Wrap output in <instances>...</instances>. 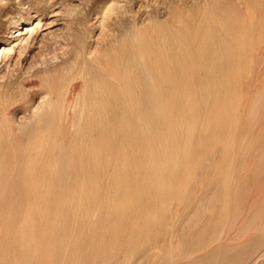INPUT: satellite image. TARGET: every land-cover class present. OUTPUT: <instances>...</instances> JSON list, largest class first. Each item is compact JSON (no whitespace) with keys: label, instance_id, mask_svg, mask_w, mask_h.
Wrapping results in <instances>:
<instances>
[{"label":"bare ground","instance_id":"obj_1","mask_svg":"<svg viewBox=\"0 0 264 264\" xmlns=\"http://www.w3.org/2000/svg\"><path fill=\"white\" fill-rule=\"evenodd\" d=\"M54 22L20 7L4 20L0 60L23 67L33 37H51ZM226 27L213 46L225 74L207 78L212 65L194 58L198 86L178 31L151 37L133 26L95 50L69 71L81 85L68 137L48 97L16 124L1 92L0 264H264V78L242 100L229 66L248 43L230 44ZM55 73L41 77L49 93Z\"/></svg>","mask_w":264,"mask_h":264},{"label":"rangeland","instance_id":"obj_2","mask_svg":"<svg viewBox=\"0 0 264 264\" xmlns=\"http://www.w3.org/2000/svg\"><path fill=\"white\" fill-rule=\"evenodd\" d=\"M18 1L23 2V5L20 7H31L38 12L42 11L52 16V19H55V26L52 28V36H47L43 41L39 37H33L36 40L32 39L34 40V45L30 47L26 53L27 56L22 60L23 67L14 65V63H12L14 60L11 62V60H7L9 58L3 57L0 60V96L3 93L4 95L2 97L9 98L10 103H12H9L10 107L7 106V110L5 109L6 112L4 111V113L5 116L8 115L12 118L15 117L16 124L23 123L24 120H26L25 118L31 115V109L37 107L36 105L39 104L40 99L48 97V99L52 100L54 103L53 109L55 108L54 110L60 114L57 113L59 116L57 115L58 117H56V124L59 125L60 131L63 130L61 134L64 132L65 134L63 133L62 135L68 137L70 131L67 126L69 125L68 122L72 116V109L70 111L69 106L71 105L72 100H74L73 98H75L76 92L78 91L77 89H79L81 85L80 79L77 78L75 80L73 79L71 82L67 81L69 73L75 72L82 62H85V60L98 48L101 47V49L104 48V50H106L109 45L117 44L120 38L133 26L137 30L141 29V32L145 33L146 31V34L151 37H155V34L159 35L165 32V34L170 37L175 31H178V33L187 37V42L190 41V43H188L190 48L188 52H191H189L185 59L187 63L185 71H187L189 78L193 76L191 77L193 82L191 81L190 84L198 86L201 83L197 76L198 71L191 69L188 70V65L190 68L193 64H196L198 57L201 55L203 56L202 60H204L200 61L202 66L204 64L203 68L205 67L204 69L206 70L212 65L209 70L215 74L214 76H211L206 73L207 78L211 79V77H215L217 81H220V78L225 74L219 56L217 57L216 55L213 57V46L215 44L214 42L218 43L221 37L224 36L221 28L223 26L226 27L227 24V29L228 26L233 29L230 30L231 28H229V34L232 38H230V40L228 39L230 44H233L236 39L242 40L244 44L248 43L245 46L246 50L241 53L242 58L236 59V61H231V66H233H229L231 70L233 69V73L235 72V69L240 71L238 79L241 78V80H237L238 85L236 92H239L238 94L242 97V100H246L256 89L259 88V86H261L263 82L264 0H7L3 1V8L0 9V37H2L6 31L4 20L7 17H9L10 20L14 16V13L20 8L17 5ZM41 6H43V8ZM206 6L208 7L206 8ZM222 6L224 8H222ZM45 7L47 9H45ZM209 7L211 9H209ZM204 8L207 11H205ZM219 9L222 12L219 11ZM224 9L227 10L224 11ZM210 10L212 14L210 13ZM219 12H221V14ZM231 14L232 16H230ZM253 14H255V16H253ZM223 15L225 16L223 17ZM220 16L227 22L222 20ZM180 18L182 24L179 22ZM211 19L214 20L212 21ZM182 20L186 21V23ZM36 21V18H32L29 23L33 25ZM213 22L216 23L217 26ZM221 22H224L223 26ZM242 22L250 23L242 24ZM184 23L187 24L188 28ZM232 23L234 27L232 26ZM159 24L161 28L158 26ZM204 24H206V27ZM237 24H239V26H237ZM249 26L253 29L249 28ZM259 26H261V28ZM178 27L182 29H179ZM204 28H206L205 31ZM254 30H256L255 32L257 35ZM200 35L201 37H199ZM202 36H205L204 38L206 39ZM193 43L197 44L194 45ZM195 47H197V49H194ZM191 53H193V55L195 53L196 56L194 57ZM171 54L174 57L175 51L172 50L170 55ZM247 55H250V57L248 58ZM189 58L192 60L190 61ZM194 58H197L196 62L193 61ZM174 67H176L177 70H180L176 64ZM63 70H65V73ZM174 70L173 73L175 74L173 75L179 79L181 77V71L176 73L177 70ZM53 71L54 73H57L60 80L61 78L63 79V83L62 80H59L60 82L57 81L55 89L49 93V87L42 85L41 77L53 74ZM195 77L197 80L194 81ZM240 81L242 83H240ZM231 91H233V88ZM62 107L64 110L61 109V111L64 112L61 113L60 108ZM181 227L185 228L186 226L185 224H182ZM105 264H115V262L113 263L112 261L111 263Z\"/></svg>","mask_w":264,"mask_h":264}]
</instances>
